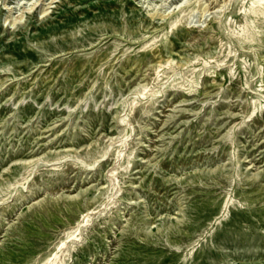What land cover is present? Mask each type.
<instances>
[{"label": "rangeland", "instance_id": "1", "mask_svg": "<svg viewBox=\"0 0 264 264\" xmlns=\"http://www.w3.org/2000/svg\"><path fill=\"white\" fill-rule=\"evenodd\" d=\"M0 264H264V0H0Z\"/></svg>", "mask_w": 264, "mask_h": 264}]
</instances>
